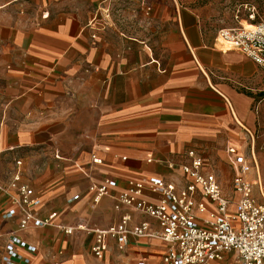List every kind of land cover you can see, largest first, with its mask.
<instances>
[{"label":"crops","instance_id":"0c3cea01","mask_svg":"<svg viewBox=\"0 0 264 264\" xmlns=\"http://www.w3.org/2000/svg\"><path fill=\"white\" fill-rule=\"evenodd\" d=\"M151 1V12L120 9L114 21L101 9L95 28L52 15V4L28 21L0 6V185L19 169L42 199L39 215L56 214V225L20 230L19 217H1L10 201L0 191V264L12 232L37 247L31 264H162L167 244L153 237H131L124 250L107 238L102 258L91 250L96 230L125 214L161 230L132 207L115 208L129 181L157 176L184 186L187 175L164 161L187 163L190 150L226 195L236 198L238 155L256 162L261 177L253 129L254 109L260 116L264 106V68L222 45L195 11ZM93 154L102 162L93 163ZM248 176L257 181L256 167ZM108 177L118 184L92 210L90 186ZM78 225L85 228H62ZM42 243L55 247L53 260Z\"/></svg>","mask_w":264,"mask_h":264},{"label":"built area","instance_id":"2783aa9c","mask_svg":"<svg viewBox=\"0 0 264 264\" xmlns=\"http://www.w3.org/2000/svg\"><path fill=\"white\" fill-rule=\"evenodd\" d=\"M239 25L219 29L216 39L228 49H234L251 58L264 68V20L257 21L254 12L249 13L242 24L240 8L236 10ZM94 37V35H93ZM189 162L177 163L166 160L171 168L179 167L187 175L188 181L177 188L157 176L144 180H131L126 190L115 197V208L132 207L140 213L157 220L160 231L150 228L149 223L133 224L129 215H123L119 222L107 229L96 230V238L91 250L102 258L107 238L116 241L118 249L124 250L131 237H153L164 241L167 249L162 256V264H264V200L260 201L255 194V185L263 194V187L256 162L254 165L242 155L236 157L238 171L233 178V191L236 198L226 195L221 184L212 171L204 169V160L194 150L187 152ZM95 164L102 159L92 155ZM18 166L22 161H16ZM256 167L257 181L249 178ZM18 169L7 185H0L10 201V207L1 215L3 219L19 217L20 230L31 226L43 227L56 225L55 213L42 217L38 211L42 199L35 190L21 181ZM117 180L105 178L101 184L90 186V208L94 210L103 197L111 195V187ZM160 198L152 200V195ZM79 199L74 195L68 199L73 203ZM66 233H73L75 228L85 226L62 227ZM0 232V238L2 237ZM37 247L29 244L15 232L9 234L5 264H31L28 254L36 252ZM25 251V252H22ZM139 264H148L142 261Z\"/></svg>","mask_w":264,"mask_h":264},{"label":"rangeland","instance_id":"374dc122","mask_svg":"<svg viewBox=\"0 0 264 264\" xmlns=\"http://www.w3.org/2000/svg\"><path fill=\"white\" fill-rule=\"evenodd\" d=\"M177 3L187 9L195 11L202 23L215 33L221 28L235 27L240 23L236 19V10L240 8V18L242 24H246L245 20L249 13L254 12L256 20H264V0H176ZM52 4V15L73 16V21L84 27L92 22V27L99 26L101 9L104 11L106 20H115L114 17L120 15L121 11H133L135 14L142 13L144 10L151 12V0H0V6L5 7L9 18L21 16L24 21L29 19L35 20L43 9V5ZM57 5V6H56ZM148 8H150L148 10ZM99 12V13H98ZM249 23V22H248ZM95 24V26H93ZM87 31L90 32L89 27ZM93 31V30H92ZM93 33V32H92ZM93 40V36L91 37ZM1 89V86H0ZM2 99L0 98V106ZM258 113L257 107L254 109ZM256 113V121L254 125V134L256 136V153L260 164L261 180L264 194V106L260 110V116ZM256 197L264 200L261 190L255 188ZM40 250L45 252L44 258L53 260V246L50 244H40ZM61 260L55 259L54 263L58 264Z\"/></svg>","mask_w":264,"mask_h":264},{"label":"bare ground","instance_id":"6f19581e","mask_svg":"<svg viewBox=\"0 0 264 264\" xmlns=\"http://www.w3.org/2000/svg\"><path fill=\"white\" fill-rule=\"evenodd\" d=\"M245 26H247V27L250 26V23L246 22Z\"/></svg>","mask_w":264,"mask_h":264}]
</instances>
